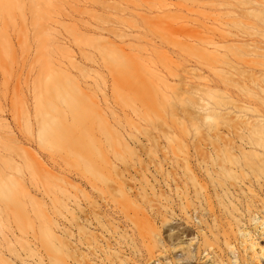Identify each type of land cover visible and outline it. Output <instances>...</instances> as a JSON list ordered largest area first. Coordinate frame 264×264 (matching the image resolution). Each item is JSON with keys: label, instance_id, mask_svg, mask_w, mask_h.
I'll return each mask as SVG.
<instances>
[{"label": "rangeland", "instance_id": "1", "mask_svg": "<svg viewBox=\"0 0 264 264\" xmlns=\"http://www.w3.org/2000/svg\"><path fill=\"white\" fill-rule=\"evenodd\" d=\"M262 61L264 0H0V264H264Z\"/></svg>", "mask_w": 264, "mask_h": 264}, {"label": "bare ground", "instance_id": "2", "mask_svg": "<svg viewBox=\"0 0 264 264\" xmlns=\"http://www.w3.org/2000/svg\"><path fill=\"white\" fill-rule=\"evenodd\" d=\"M259 68V183L264 184V61ZM262 65V64H261Z\"/></svg>", "mask_w": 264, "mask_h": 264}]
</instances>
